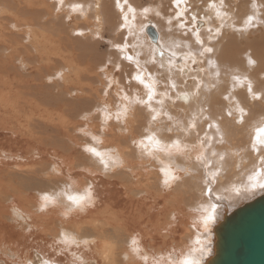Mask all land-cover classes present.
<instances>
[{
  "label": "bare ground",
  "instance_id": "obj_1",
  "mask_svg": "<svg viewBox=\"0 0 264 264\" xmlns=\"http://www.w3.org/2000/svg\"><path fill=\"white\" fill-rule=\"evenodd\" d=\"M216 2L220 17L207 0H185L179 8L172 0H154L152 5L129 0L136 13L135 18L127 13L125 21L116 0H65L59 10L58 0H0V264H26L38 254H51L49 246L61 232L89 243L70 246L56 257L58 264H79L76 257L87 264H181L185 258L208 264L215 256V232L224 216L264 194V189L251 187L250 179L264 168V152L251 148L256 130L264 127V3L245 16L231 10L230 15H236L230 20L224 15L229 11L223 10L231 2L228 7L225 0L226 7ZM69 3H82L84 9L73 12ZM144 7L152 8L150 14L159 13L161 23L150 28L166 49L148 40L146 26L137 25ZM250 15L254 23L246 26ZM222 22L221 35L209 45L214 53L205 57L204 66L195 33L204 40L212 34L208 29L214 32ZM106 31L113 37L111 46L125 42L127 35L129 53L163 82L175 81L177 93H187L189 99L173 96L165 104L164 98H154L164 101L155 107L167 113L155 122L146 107L140 111L141 105L132 103L116 120L118 108L128 103L118 94L126 83L118 76L121 71L112 68L120 63L119 50L108 69L100 71L108 64L109 52L100 51ZM234 35L254 39L250 51L236 60L226 52L222 56L227 38ZM249 57L256 63L250 64ZM207 59L219 66L220 77ZM233 75L247 77L252 93L260 98L248 92L247 81L239 84ZM109 80L116 86L105 94ZM165 106L173 113L163 111ZM240 108L245 113L242 123L237 122ZM105 110L112 118H105ZM193 119L197 129L185 131ZM209 121L219 124V133L207 129ZM151 132L164 143L179 138L187 148L169 153L141 147L140 141ZM205 132L216 139L210 148L201 149ZM89 147L109 160L107 168L101 157L86 150ZM201 153V161H196ZM164 168L177 179L165 184ZM257 179L264 183V175ZM89 190L90 202L76 206L67 199ZM45 195L55 202L42 208ZM213 205L215 219L205 225Z\"/></svg>",
  "mask_w": 264,
  "mask_h": 264
},
{
  "label": "snow or ice",
  "instance_id": "obj_2",
  "mask_svg": "<svg viewBox=\"0 0 264 264\" xmlns=\"http://www.w3.org/2000/svg\"><path fill=\"white\" fill-rule=\"evenodd\" d=\"M208 2V7L217 10L216 11V15L218 17L221 16L220 11L217 9V2L216 0H207ZM173 5H175L177 8H179L181 5L185 4V0H172ZM116 4L117 6L120 8V12L123 14V19L125 21L128 20V15L127 13H132L133 14V18H135V13H136V8H134L130 3L129 0H116ZM219 4L221 7L224 6L223 0H219ZM65 5V0H58V9L60 7H63ZM255 6V5H254ZM68 7L71 8V10L73 12H81L84 9V5L82 3H69ZM187 6H185L184 9H182L178 16L182 17L184 15V11L186 10ZM150 9L148 7H144L142 9V12L147 15L149 13ZM157 15H159V13H157ZM224 15L226 16L227 13L225 12ZM197 17L195 15L192 16V19L195 20ZM68 19H71V16L68 17ZM254 15H250L247 17L246 19V26H252L254 23ZM169 24L172 23L171 20L168 21ZM126 26V25H125ZM146 27H155L154 25H148ZM181 28H185L186 26L184 24H180ZM223 28V24L221 23L220 25H218L214 32L212 28L208 29L209 33H212V35H209L207 40L210 43V41L214 38H218L221 35V29ZM84 33L81 32L79 33V35H83ZM97 38L100 39L99 35H97ZM195 42L196 44H198L200 46V51L198 53V55L201 58L204 57H210L211 54L214 53V48L212 46H209L205 40L201 39L199 32L197 31L195 33ZM157 44L160 43L159 40L156 41ZM177 47H179L180 45H176ZM115 48H117L120 53L122 54L121 58L123 60L129 61L131 63H133L135 65L136 71L132 74H130V78L127 82V85L130 87L132 82L135 81L137 82L139 85H143L146 89H147V93H146V98L145 99H137L136 101H130L127 92H124L123 89H118V94L122 95L123 97V101H128L127 104H125L123 107L118 108V110L115 113V119L116 120H120L122 116L126 115L128 112V107L131 103L135 102V103H140L143 104L150 112V119L152 122H155L158 120V118H160L162 115L166 116L167 113H162L161 111H158L156 107H153V103H158L160 105H162L163 101H155L154 98L156 97L157 93L155 91V81L153 80V74L151 72L147 71V68L142 66L139 62V60L136 58V56H134L133 54H130L128 51V43L126 42H122L121 44H116L114 45ZM159 55L162 57L163 56V52L160 51ZM173 57H175V53L172 54ZM187 59L186 57H182L181 60H185ZM192 63L195 64L197 63V60L195 58L192 59ZM200 63H203V59H201ZM249 63L250 64H255L256 61L251 59V57H249ZM109 64H111V62L109 61L108 64H105V66L103 68L100 69L101 72H105L108 67ZM207 64L210 68L213 69L214 75L218 78L221 75V70L219 68V66L215 65L214 61L212 59H207ZM119 64H114L112 65V68L115 71H119ZM161 69H163L165 66L163 64H161L159 66ZM172 67V60H169V68ZM204 69L201 68V71H203ZM181 71H184V69H181ZM194 71V69H193ZM233 80L236 81L239 84H244L245 81H247V77H245L244 79H241V77L239 75H233ZM195 79V78H194ZM115 85V82L112 80H109L107 82V86L105 89V94H107V90L108 89H112ZM168 91H175L177 89V84L175 81H170L168 85H166ZM196 88L197 90H199L200 88V84L199 82L196 83ZM247 90L249 93H252V84L251 81H247ZM167 93H165L164 95H166ZM255 98L259 99V95L252 93ZM176 98L177 99H183L185 101H187L189 99V96L187 93H185L184 95H180L179 93L176 94ZM169 99H171V97H169ZM225 100H229L230 97L229 96H225L224 97ZM239 117L237 122L238 123H242L244 120V109L240 108L239 109ZM226 115L228 117H232L233 113L232 111H228L226 113ZM105 118L106 119H110L112 118L108 113L107 110H105ZM167 119L169 121L172 120L171 116H167ZM197 129V123L195 121V119H193L192 121L188 122L185 128V131H195ZM207 129L208 130H215L216 133H219L220 131V127L219 124L215 121H209L207 124ZM168 131L171 132V128L168 129ZM257 134L254 137V142L251 145V148L254 152L257 153H261L264 152V139H261L262 136H264V127H260L256 130ZM196 135L199 137V132H196ZM145 139L147 140V144H145ZM145 139H142L140 141V146L141 147H148L149 145L152 148H158L160 151L162 152H169L171 153L172 151H175L177 153H181L184 151L185 148H187V145H182V141L181 139L177 138V139H173L171 140L170 143H164L162 142L161 139H159L157 137V133L156 132H151L150 134H148L146 136ZM216 139L215 136H209L207 132H205L204 138L200 141V147L201 149H205V148H210L211 147V141ZM222 139V137H221ZM87 151L93 153L94 155H96L97 157H101V160L105 166V168H107L109 166V160L108 159H104L103 155L97 151V149L95 147H89L86 149ZM149 155H152V152L149 151L148 153ZM213 155H216V153H212ZM196 161H201L202 159V153L201 155H197L195 157ZM220 159L223 160L224 157L223 155L220 156ZM118 163V160H114L113 164ZM162 171H164V174L166 177H168V179H165V184L169 183L170 179H177V177L172 175V172L170 169L168 168H164L162 169ZM264 175V168L260 169L255 176L251 177L250 179H252L254 182L251 184V187L253 189H255L256 187H259L261 189H264V183H260L259 180L257 179V177ZM212 189L209 188L207 189V192L209 193V195L211 194ZM237 194L239 193L240 189H236ZM43 201L44 204L42 205V208H46L48 206L49 203H54V199L51 196L45 195L43 196ZM67 199L69 201L72 202L73 205L76 206H80L82 205L85 201H89L91 200V191H87L85 195L83 196H73V195H69L67 197ZM215 209L216 206L213 205L212 206V211L213 214L209 215L206 219H205V225H207V223L209 221H212L215 219ZM72 209L69 208V211H71ZM59 235V239L54 240L53 244L50 245V249H51V254H45V255H37L35 257V260L33 259H28L26 261V264H58V261L56 260V257L61 255L62 253L66 252L69 250L70 246H76L77 248L80 247L81 244H83L84 246H87L89 241L87 240H77L75 236H72L68 233L65 232H61L58 234ZM132 244L135 246L137 244L136 240L132 241ZM59 248V250H57ZM133 251L138 252L139 249L134 247ZM73 255L75 256V253H73ZM145 259H147V257H145ZM76 261L79 262V264H87V262L85 260H83L80 257H76ZM74 264H76V262L74 261ZM181 264H199L198 260L192 259V258H185Z\"/></svg>",
  "mask_w": 264,
  "mask_h": 264
},
{
  "label": "rangeland",
  "instance_id": "obj_3",
  "mask_svg": "<svg viewBox=\"0 0 264 264\" xmlns=\"http://www.w3.org/2000/svg\"><path fill=\"white\" fill-rule=\"evenodd\" d=\"M226 2L225 3H227V2H231V4L230 3H227L226 5H227V7H228V4H230V7H228V8H226V10H223V11H229L228 13H227V15H229L228 16V19H230L231 18V16H232V18L231 19H233V17H235V15H230V14H234V12H240V14L242 15V16H245L244 14H246L247 15V12H249L250 13V11H252V9L255 7V6H257V5H261V4H263L264 3V0H254L253 1V3H251L249 0H235L233 3H232V1L233 0H225ZM152 2H154V0H143V3H150V4H146V5H152L151 3ZM241 3V4H240ZM246 3V4H245ZM247 3H251V5L250 6H248L247 5ZM233 4V5H232ZM255 5V6H254ZM224 6H225V4H224ZM226 7V6H225ZM150 10H152V8L150 9ZM231 10H233V11H231ZM236 10H238V11H236ZM248 13V14H249ZM155 16H154V15ZM144 16V17H143ZM146 17H147V19H146ZM156 17V18H155ZM230 17V18H229ZM144 18V19H143ZM149 18V19H148ZM159 19V20H158ZM230 19V20H231ZM161 19L159 18V17H157V15L154 13V12H152L151 14H150V12H149V14H147V16L142 12V16H140L139 17V20H137L136 19V21H137V25L138 26H140L139 28H142V27H144V26H148V25H154L155 27L157 26V24H159V23H161V21H160ZM117 23L118 24H121L122 23V17H120V18H118L117 19ZM143 23H145V24H143ZM149 23V24H148ZM218 24V23H217ZM221 24V23H220ZM220 24H218V25H220ZM222 24H223V22H222ZM242 24H243V22H242ZM217 25V26H218ZM155 27H151V28H155ZM147 28V30L145 31L144 30V32H145V35H149L148 36V40H150V42L151 43H153V44H157L156 43V41L158 40V38H156V35L154 34V32H153V30H151V28L150 27H146ZM149 28V29H148ZM107 32H109V31H106L105 32V37H104V35H103V42L101 43L102 45H101V48H100V51H101V53L102 52H109L108 53V63H109V61L111 62V64L113 63V57L112 56H115V52L116 53H118V49L117 48H115L114 47V45L113 46H111V42L113 41V37L112 36H110ZM107 33V34H106ZM212 35V34H211ZM146 36V37H147ZM208 34H207V38H208ZM235 36V35H234ZM236 37V40L234 39ZM232 40L234 41H232L231 40V38L230 37H228L227 38V40H226V43H225V45H224V50H223V52H222V56H224V54H225V52H226V54H228L229 56H230V58L231 59H233V60H236V59H239V58H241V57H243L242 55L243 54H245L246 53V51H250L249 49H251L253 46V42H254V39H253V37L251 38V36H250V38H245L246 40H244V37H243V39L242 38H240V36H235ZM125 38H127L126 39V42L128 43V51H130V42H129V40H128V36L127 35H125ZM207 38L206 39H204V40H206V43L208 44V45H211L212 43L211 42H213L214 41V39L213 40H211L210 41V43L208 42V40H207ZM240 39V43L241 44H238L237 42V39ZM153 40V42H152V40ZM230 39V40H229ZM238 39V40H239ZM110 42H109V41ZM128 40V41H127ZM133 41H136V42H138L136 39H134ZM159 41H160V39H159ZM229 42V43H228ZM228 44V45H227ZM235 44V45H234ZM252 44V45H251ZM116 45V44H115ZM167 45V44H166ZM213 45V44H212ZM227 45V46H226ZM230 45V46H229ZM237 45V46H236ZM245 45V46H244ZM157 46L159 47V48H165L166 49V47L163 45V44H161V41H160V43H159V45L157 44ZM243 46L245 47V48H243ZM238 47V48H237ZM234 48V49H233ZM103 49V50H102ZM228 49V50H227ZM116 50V51H115ZM238 50V51H237ZM115 51V52H114ZM114 52V54H112ZM201 59H203V65L205 66V64H206V58L204 57V58H201ZM123 62L125 63V65L123 64ZM234 62V61H233ZM127 63V64H126ZM178 63H180V59L178 60ZM111 64H109V65H111ZM118 64H119V72L121 73V74H119L118 76H120V77H123L124 79H126V80H124L123 79V81L121 80V83L123 82V85H124V83H126L124 86H122V88L121 89H123V91L124 92H127V94H128V97H129V100L130 101H135V100H137L138 98L139 99H145L144 97H146V94L145 93H147V89L143 86V85H139L137 82H134V84H133V82H132V85L129 87L128 85H127V82L126 81H128L129 80V78H130V74H132V73H134L135 71H136V68H135V66H133L132 64L133 63H131V62H129V61H125V60H123L121 57H120V63L118 62ZM128 64H129V66H128ZM130 64L132 65L131 67H130ZM199 64V63H198ZM124 65V66H123ZM123 66V67H122ZM127 67L128 68V70L125 72V68L124 67ZM153 71H155L154 69H153V66L152 67H150ZM101 69V68H100ZM205 71V70H204ZM125 74V75H124ZM152 74H155V76L153 77V80L155 81V91H156V93H157V95H156V97L155 98H157V99H163L164 101H165V104H167V103H171L172 101H173V99H174V97L176 96V94H177V89L175 90V91H169V92H167V87H166V85H168L169 84V82L168 81H166V82H163V80L165 81V79H160L159 77H158V74L156 73V72H153ZM158 80V81H157ZM162 81V82H161ZM200 83H202V79L200 80ZM135 84H137V85H135ZM134 85V86H133ZM163 87L162 89H161V87ZM159 87V88H158ZM143 88V89H142ZM201 88V87H200ZM137 89H138V91H137ZM165 89V90H164ZM164 90V91H163ZM143 91H144V93H143ZM160 91H162V92H160ZM165 93H167L166 95H164ZM171 93V94H170ZM132 94V95H131ZM144 94V95H143ZM130 95V96H129ZM142 95V96H141ZM174 96V97H173ZM141 97V98H140ZM169 97H171V100H169ZM137 98V99H136ZM108 100V98H106V101ZM162 100V101H163ZM168 100V101H167ZM163 101V102H164ZM105 103V102H104ZM134 106H136L137 108H139L140 107V105H141V108H143L144 110H141V108H139L140 109V111H146L147 109H145V106L143 105V104H140V103H132ZM155 102L153 103V105H154V107H155ZM138 105H139V107H138ZM143 106V107H142ZM103 109H104V106H103ZM158 111H161V110H159V109H157ZM166 110V111H165ZM163 111H165V112H170V113H173V110L170 108V107H168V106H165L164 107V109H163ZM210 134V133H209ZM54 195H55V193H54ZM9 221V220H8Z\"/></svg>",
  "mask_w": 264,
  "mask_h": 264
},
{
  "label": "water",
  "instance_id": "obj_4",
  "mask_svg": "<svg viewBox=\"0 0 264 264\" xmlns=\"http://www.w3.org/2000/svg\"><path fill=\"white\" fill-rule=\"evenodd\" d=\"M215 233L208 264H264V194L224 216Z\"/></svg>",
  "mask_w": 264,
  "mask_h": 264
}]
</instances>
